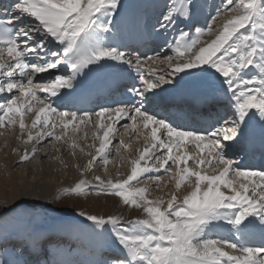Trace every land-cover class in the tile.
<instances>
[{"label":"snow or ice","instance_id":"obj_1","mask_svg":"<svg viewBox=\"0 0 264 264\" xmlns=\"http://www.w3.org/2000/svg\"><path fill=\"white\" fill-rule=\"evenodd\" d=\"M208 2L157 0L145 18L124 0H0V128L18 127L17 141L31 144L12 149L16 166L38 162L46 144L84 153L78 141L88 133L77 135L84 125L95 129L87 145L95 153L87 152L83 171L97 161L106 171L113 150L120 151L111 139L117 124L124 121L120 127L146 142L150 134L126 178L80 179L54 197L95 192L142 209L143 218L132 219L78 213L84 229L116 245L97 264H264V164L245 163L257 150L264 156V0H220L205 14ZM173 30L154 56L140 51L146 35ZM165 59L168 65L156 71ZM122 81L115 107H84ZM168 88L192 100L209 90L221 106L189 123L160 109ZM254 120L261 124L258 140L249 133ZM164 174L175 188L166 201L135 186L143 179L159 188ZM42 195L38 185L21 181L14 206L0 216Z\"/></svg>","mask_w":264,"mask_h":264},{"label":"rangeland","instance_id":"obj_2","mask_svg":"<svg viewBox=\"0 0 264 264\" xmlns=\"http://www.w3.org/2000/svg\"><path fill=\"white\" fill-rule=\"evenodd\" d=\"M126 1H128V0H126ZM152 1L153 2L156 1L155 3H157V0H152ZM219 2H220V0H215L214 3H219ZM210 3H212V2L210 1ZM211 6L212 5H209L208 9ZM144 11L146 12V7L144 8ZM216 27H219V25H216ZM202 38L204 40H211L212 36L205 35ZM168 63L169 62L166 59L164 61H162V63L159 66L160 68L158 70L160 71L161 68H165L168 65ZM158 70L156 69V71H158ZM31 114L28 113L27 118H25L26 122H29V120L33 119V118L31 119V117H32ZM81 127H84V129H86L87 131H88V129L92 128L91 126L85 127L84 125H81ZM70 128H71V126H70ZM119 129L120 128H118L117 130H119ZM37 131H39V128L32 129L33 134H35ZM94 131H95V129H94ZM102 131L103 130H101V135H102ZM14 132H15V134H14ZM16 132H17V134H16ZM118 133H120V135H122V136L118 137L117 135L114 134L111 136V139L113 140V144L115 145V147L120 148V151H119V153H116L113 150V152L111 154V158H110L109 163L107 165V170L106 171L104 170V165L102 163H100L99 161L96 163L97 165L94 164V166L91 170L93 175L100 176L101 179H103L105 181H107L110 178L117 179V177H119L117 175L120 174V170L127 172L129 175L130 171H129L128 167H126V164H125L126 160H127V155L131 154L135 148L139 147V142L142 143L143 148L145 147V145L149 146L151 144V142H150L151 140H147V142H146L145 138L143 136L138 135V134H135V135L129 137L127 135V133H125L124 131H119ZM18 134H19V130L17 127L0 128V142H1L0 157H2V159L6 158L8 155V151L6 150L3 154L2 149L6 148V146L10 144V140L15 139V137L17 138ZM57 134H60L59 129H57ZM124 135H126V136H124ZM78 136L81 137L80 134H78ZM149 137H150V135H149ZM120 140H123L124 145L128 146L127 149H125L123 146H121L118 143ZM93 142L94 141L92 139V135L88 136L86 141L79 140L78 143L81 144V147L85 148L84 153H81L79 148H77L75 150V152H76V155H75L76 157H75V156L71 155V152L65 153V150H64V151H61V154H60L61 156L60 155L58 156V157H60L59 159H57V156H56V154L58 153L56 148H54L52 146V144H46L44 146L45 148L43 147V149L46 150V148H48L50 150V154H52V159H48V157H45L46 158V159H44L45 165H43L41 167V170L46 171L45 176H47V177H45L44 181L47 182L48 184H50L52 187L57 188L58 189L57 192H59V189L63 188L62 185H63V182L65 181V178H66L65 171H64L65 164L67 166H70L74 157H75V159L77 158L76 160H78L77 161V167H76V173H75L76 178L78 180L82 179L83 175H84L83 170L86 167L88 160L90 159V157L87 155V152L91 151V152H93V154L95 153V149L87 147V145H91ZM143 142H145V143H143ZM95 144H96V147H99V141H95ZM57 145L60 146L59 144H57ZM25 147L30 148V144L25 145L23 143H19L16 139L15 148H19V149L23 150ZM13 155H14V158L18 157L15 154H13ZM190 166H191V163H190ZM21 167H23V165L22 166L21 165L15 166L12 169H13V171L18 170L17 173L19 175L27 178L28 181L32 184H34L36 182H38L39 184L44 183V181H42L41 179H37V177H40V178L42 177V176L38 175L39 171L36 170L37 167L34 168L33 172L30 173L29 175L26 174V172L23 169H21ZM48 169H50L52 173H49ZM53 172H54V174H53ZM210 174H211V172H210ZM50 175H52V177H56L57 180H52L53 178L50 177ZM168 176H166V177H168ZM33 177H35V179H33ZM91 181L93 182V180H91ZM144 182H147V181L141 179L140 183L135 184V185H136V187H139V186L145 185ZM16 186L18 188H20L21 183L17 182ZM151 187H152V189L149 192V198L154 193V191H158V189H159L156 186H151ZM166 189H167V191H168V189L170 191L171 187H167ZM4 191L7 192V189L5 188ZM89 195H98V194L95 192H92V193H88L86 195H82L80 197H77L74 195L64 196L59 201L54 200L53 198H48L46 196H34L31 198H28L29 203L25 207L15 208L14 211H11L4 216H0V237L4 236V237H8L9 240L14 239V240H19V241H20V239H22V240L25 239V241L26 242L28 241V243H29L30 240L34 236L33 233L38 234L37 237H39L41 235H47V234H41L42 232L49 233L51 235L53 234L52 237L55 238V230L56 229H60L63 231L64 228H67L68 229L67 230L68 235H70V236L73 235V237L76 238L75 235L81 234V232H78V229L76 228V225L73 224V221L83 220V218L78 215V213L80 211H85V212H88L91 214L90 208L85 206V201L88 199ZM99 195H103L105 197L107 196V194H99ZM71 196H72V199L70 198ZM108 196H112V195H108ZM30 201L36 205L35 208L32 207L33 204ZM30 204H32V205H30ZM3 209H5V206H4L3 202L0 200V211H2ZM29 211H32V212L34 211V213H36L35 214V217H36L35 221H33L31 219L32 216L30 214L31 212H29ZM102 215L107 216L106 213H104ZM62 219H63V223L65 224V227L62 225V223H60ZM65 220L67 222L70 221L69 224L64 222ZM77 225H78V223H77ZM38 226H40V227H38ZM84 230H86V229H84ZM97 231H99V230H97ZM99 237H100V244L107 245L106 247H108V249H110V250L116 249V245L109 239V237L107 235H100ZM47 238H48V235H47ZM77 238L81 242L76 240V242H75L76 245L71 249H76V247H77V248H80V251L76 252V250H74L71 253V251L69 250L70 253H65V251H67V250L64 248H61L60 250L59 249L54 250L56 255L61 254V253L63 255L70 254L72 256L71 258L76 257L75 259L78 260V261H76V263L78 262L77 264H80L79 259L81 257H82L81 259H86L85 253H87L89 251L90 253L87 256V258L88 257H90V259L94 258V260L96 262L95 264H97V262H99L98 261L99 257H97V255H94V253L98 252L97 250H99L98 249L99 245H97V247L94 248L93 246L90 245L91 243L89 242L88 237L82 238V239L79 237H77ZM56 239H57L56 242L59 241V243H61L59 238H56ZM34 245H35V247L38 246L36 244H34ZM25 250L30 251V247L29 248L25 247ZM13 251H14V249L12 251H10V249H9L8 253H14V254L17 253L18 254V252H13ZM3 252H4V250H3ZM20 257H22V256H20ZM25 258L26 257H24V259ZM90 259H86V260H90ZM29 261H31V260H29ZM29 261H27V262H29ZM92 261H93V259H92ZM93 263H94V261H93Z\"/></svg>","mask_w":264,"mask_h":264},{"label":"bare ground","instance_id":"obj_3","mask_svg":"<svg viewBox=\"0 0 264 264\" xmlns=\"http://www.w3.org/2000/svg\"><path fill=\"white\" fill-rule=\"evenodd\" d=\"M128 1H129V4H127V6L130 9H132L133 11H135L137 8L140 9L141 6H142V3H144L143 1H145V5L147 7L146 8V12H145V18H150L151 17L152 12H153V8L151 7L150 0H128ZM210 1L212 3H210ZM210 1L208 2V6L209 5H212L215 2V0H210ZM208 6L205 9V14H207V12L211 10V7L208 9ZM202 21H203V19L201 20V22ZM180 26H182V25H180ZM171 32H173V31H171ZM169 34H170V32H169ZM172 34H174V33H172ZM147 38L152 39L153 41H156L157 42V39L160 41L161 39H164V38H167V37H164V36L152 37V36L146 35L145 38H144V40L142 42H144L145 39H147ZM169 54H171V53H169ZM184 83L192 84L194 82L191 81L190 79H187L186 78V81ZM171 89H173V88H168L166 91L161 92L160 93V96L161 95L163 96L164 94H166L167 92H169ZM175 91H177V90H175ZM31 115H32L31 119L34 118V113H32ZM30 122H31V120H29V122H26V123H30ZM123 123H124V121H121L120 122V124H123ZM120 124H117L116 125V128L118 126H120ZM260 126L261 125H259L258 123L256 124L254 122H251L250 125H249V133H251L252 131L257 130V129H260L261 130ZM121 130L124 131L125 133L132 132L131 128H129L127 131H125V130H123L122 127H120V129L118 130V132L121 131ZM85 132L88 133V136H91V135L93 136L94 128H90L87 131L86 129H84V127H81V131L79 133H77V135L80 134V136L82 137ZM14 134H15V132H14ZM16 134H17V132H16ZM128 135H130V134H128ZM15 143H16V137H15V139L10 140V144L7 145L6 148L2 149L3 154H4V152L6 150L8 151L7 157L6 158H3V159H2V157H0V200L3 202L5 208L13 207L14 206L15 192L18 189V187L16 186L17 182H20L21 183V181H24V182H26L28 184H32V183H30L28 181L27 178H25L24 176L19 175L17 173L18 170L13 171V169H12L13 167L16 166L15 165V161L18 160V157L14 158L13 151H12V149L15 148ZM0 146H1V142H0ZM56 147L58 148L60 146L56 145ZM30 148H31V144H30ZM64 150H65V153L66 152L67 153L68 152H71L68 149L61 148L60 149V152L57 151L58 153L56 154V156L58 157L61 154V151H64ZM142 150H143L142 143L139 142V147L138 148H135L132 151L131 154L127 155V160H126V163L125 164H126V167H128L129 171H131V160L137 158L138 155H139V151H142ZM21 151H23V150H21ZM157 154H159V153H157ZM45 157H48V159H52V154H50V150L48 148H46V150H45L42 147L39 150V153L37 155V161L38 162L23 164V167H21V169H23L26 172V174L29 175L30 173L33 172L34 168L37 167L36 170L39 171V174L38 175L42 176L41 178L40 177H37V179H41L42 181H44L45 180V177H47V176H45L46 171L41 170V167L43 165H45L44 164V159H46ZM75 157H74V159L71 162V165H70L71 167L70 166H67L65 164L64 171H65L66 178H65V181L63 182V185H62L63 188H65V187H72V186H74V183L75 182L79 181L76 178V175H75V173H76V167H77V161H78V160H76L77 158L75 159ZM95 165H97V164H95ZM48 170H49V173H52L50 169H48ZM173 171H175L174 168H173ZM53 174H54V172H53ZM127 175H128L127 172L120 170V174L117 175V176H119V177H117V179H124V178L127 177ZM95 176L96 175H93V173L91 171H88V172H84V175H83V178L82 179H87L89 181L93 180V183L95 184L96 183L95 180H94V177ZM50 177H52V175H50ZM52 178H53L52 180H57L56 177H52ZM113 180H116V179L114 178ZM144 183H145V185H142V186H139V187L148 186L149 187V192L152 189L151 186H155L154 182H152V181H147V182H144ZM166 183L171 184V186H170L171 187V190L170 191H169V189L167 191V189H166L167 187H165V184ZM34 184L35 185H38L43 190V195L42 196H46L48 198H53L54 199V196L56 197L57 194H58V192H57L58 189L52 187L50 184H48L45 181H44V183H40L39 184L38 182H36ZM5 188L7 189V192L4 191ZM63 188H60V189H63ZM186 188H187V185H185L184 187H182L181 192L185 191ZM174 190H175V188H174V181H171L170 180V176L164 177V178L162 177V180L160 182V187H159L158 191H154V193L150 196V199L163 198L166 201L169 198V194L172 191H174ZM70 198L72 199V196ZM5 201H7V203H5ZM32 204H34V203H32ZM32 204H30V205H32ZM85 206L90 208L91 214H99V215H102V214L106 213V215H121V216H124L127 219L143 218V216H144V213H143L142 209H138V208L126 206V205H124L122 203V201L120 200V198L115 197L114 195H112V196H108L107 195L106 197L103 196V195H99V194L98 195H89L88 196V199L85 201ZM29 212H31L30 213L31 216H32L31 219L33 221H35L36 220V217H35V214L36 213H34V211L33 212L32 211H29ZM64 222H66V223L69 224L70 221L67 222L65 220ZM60 223H62V225L65 227V224L63 223V219L61 220ZM77 223H78V225H77ZM87 223L90 224L91 222H87ZM73 224L76 225V228L78 229V232H81V234L75 235L76 238H74L73 235H71V236L68 235V231H67L68 229L67 228H64L63 231L60 230V229H56L55 230V238H53L52 235L49 234V233H44V232L41 233V234H47L48 235V238H47V235H41V236L37 237L38 234L33 233L34 236L30 240L29 243H28V241L26 242L25 239H23V240L20 239L23 242V245H21L20 251H17V249H16V251H14V252H18V254L17 253L16 254H14V253H8L9 252V248L11 246H5L4 245L5 247H3L2 238L0 237V240H1L0 241V261L7 260L9 262V264H21V262H22L23 259H21L20 255L22 254V252H24L23 254L30 253L31 254V257H30L29 260H31V259H33L32 258L33 256H35V255L37 256V254H41V252H46V250L48 248L49 249H52L55 246H57V247H60L61 246V248H64L66 250L67 249H70L71 253L74 250H76V252H77V251H80V248H77L76 247V249H71V248H73L76 245V243H75L76 240L79 241V239L77 237H79L81 239L88 237L89 238V242L91 243L90 244L91 246H93L95 248V247H97V245H99L98 249H102V247H100V245H101L100 244V237H99L100 235H94V234H91L90 232L84 230V228L82 227L80 221H73ZM38 227H40V226H38ZM56 238H59V240L61 241V243H59V241L56 242V240H57ZM52 239H54V240H52ZM48 241L50 242L49 243L50 245H46V249H43V243H46ZM11 242H13V241H9L8 243L10 244ZM79 242H81V241H79ZM26 244L27 245L29 244L31 246L30 247V251L29 250H25V247L24 246H26ZM34 244H36L38 246L35 248V245ZM50 247H52V248H50ZM57 247H55V248H57ZM3 250H4V252H3ZM70 251L67 252V253H70ZM96 253H94V255H97ZM101 256H103L104 258H106L109 255L106 254V253H103ZM71 257L72 256L70 254H68V255H63L62 253L61 254H58V256L56 257V260L57 261L52 262L51 264H69V262L72 259L75 260V258H76V257H74V258H71ZM85 258L86 259H90V257L87 258V256ZM104 258L99 259L98 261H101ZM92 259H93L94 263H93ZM86 261L88 263H91V264H95L96 263L95 260H94V258H91L90 260H86Z\"/></svg>","mask_w":264,"mask_h":264}]
</instances>
